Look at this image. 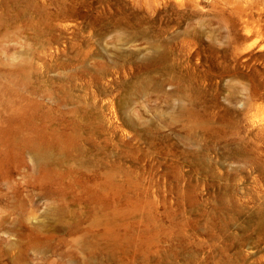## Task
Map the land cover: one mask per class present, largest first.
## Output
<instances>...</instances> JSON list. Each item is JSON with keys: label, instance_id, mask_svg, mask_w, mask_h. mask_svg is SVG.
<instances>
[{"label": "rangeland", "instance_id": "obj_1", "mask_svg": "<svg viewBox=\"0 0 264 264\" xmlns=\"http://www.w3.org/2000/svg\"><path fill=\"white\" fill-rule=\"evenodd\" d=\"M0 264H264V0H0Z\"/></svg>", "mask_w": 264, "mask_h": 264}, {"label": "bare ground", "instance_id": "obj_2", "mask_svg": "<svg viewBox=\"0 0 264 264\" xmlns=\"http://www.w3.org/2000/svg\"><path fill=\"white\" fill-rule=\"evenodd\" d=\"M39 156V155H38Z\"/></svg>", "mask_w": 264, "mask_h": 264}]
</instances>
